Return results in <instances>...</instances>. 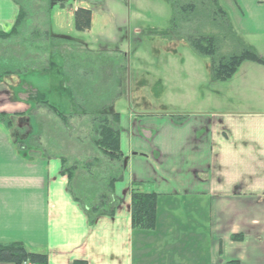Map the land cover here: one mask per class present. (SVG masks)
<instances>
[{"label":"crops","instance_id":"obj_1","mask_svg":"<svg viewBox=\"0 0 264 264\" xmlns=\"http://www.w3.org/2000/svg\"><path fill=\"white\" fill-rule=\"evenodd\" d=\"M218 1L264 60V0ZM18 13L15 1L0 0V33L12 31ZM37 23L28 16L25 27L36 31ZM49 36L65 42L53 48L55 58L62 46H82ZM63 62L53 63L57 71ZM213 83V92L197 98L208 109L196 113L120 114L113 103L124 162L114 189L119 204L113 216L89 224L61 174L64 155L26 141L39 137L31 134L42 111L27 88L37 84L26 75L0 81V114L11 122H0V243H22L47 264H264V107L239 101L246 93L264 98V64L244 62L229 80ZM209 97L218 104H200ZM133 182L157 195L152 231L131 229Z\"/></svg>","mask_w":264,"mask_h":264},{"label":"rangeland","instance_id":"obj_2","mask_svg":"<svg viewBox=\"0 0 264 264\" xmlns=\"http://www.w3.org/2000/svg\"><path fill=\"white\" fill-rule=\"evenodd\" d=\"M11 1H18L29 17H39L43 23L35 25L36 31L24 27L8 40H0V72H10L4 78L26 75L27 80L37 84L27 88L29 97L36 99L35 108L42 111L37 119L33 117L37 127L31 134L39 137L26 141H34L37 149L43 148L55 156L64 155L67 167L92 160L108 162L89 142V137L93 138L88 125L91 118L84 114L94 112L97 105V113L102 108L109 111L111 102L117 101L116 112L120 114H127L131 108L147 114H185L208 109L198 108L197 98L213 92L215 86L209 59L199 57L188 42L174 37L169 0ZM77 8L91 12L87 31L74 27L73 11ZM44 15L50 21V32ZM44 30L83 47L73 43L62 46L60 58H55ZM84 47L89 51H84ZM61 58L67 64L63 62L62 70L57 71L53 63L62 62ZM217 86L222 88L221 83ZM53 89L59 90L58 96ZM256 95L246 93L239 101L261 109L264 98ZM208 99L213 101L200 104H218L215 98ZM58 101H64L63 105ZM53 103L65 115L73 116L66 124L49 112ZM111 166L115 168L114 164ZM92 172V184L97 182L98 174H104L98 165Z\"/></svg>","mask_w":264,"mask_h":264},{"label":"trees","instance_id":"obj_3","mask_svg":"<svg viewBox=\"0 0 264 264\" xmlns=\"http://www.w3.org/2000/svg\"><path fill=\"white\" fill-rule=\"evenodd\" d=\"M15 2L19 7L15 25L10 33H0V40H8L19 29L22 30L25 27L28 13L24 6L20 7V3ZM169 6L172 34L176 39L188 42L199 57L209 59L210 76L213 82L229 80L244 62L254 61L264 64V60L259 59L257 53L241 41L235 33L227 12L218 0H169ZM73 18L77 31L89 30L90 11L79 8L74 12ZM43 35L46 42L50 46L53 45V48L64 42L50 37L46 30L43 31ZM9 73L0 72V81ZM59 103L62 106L64 101ZM112 105L111 102L110 112L102 108L97 113L99 109L97 105L94 112L84 114L87 118H91V124L88 120L91 131L89 134L93 136V138L89 137L90 145L108 162L92 160L82 165L67 167L64 157L61 158L63 160L61 174L68 179V192L85 212L89 224L94 223L99 217L113 216L119 204L114 189L116 183L123 179L124 162L119 147V115L111 112ZM49 109V112L62 123L66 124L67 120L73 117L59 111L54 103L53 106H49ZM9 119V116L0 114V122H8L10 126ZM112 164L115 165L114 169ZM96 165L100 166L104 174L103 176L98 174L97 182H93V185L92 170ZM141 187L140 182H133L130 186L131 229L152 231L156 220L157 195L143 192ZM0 264H47V256L30 252L22 243H0ZM74 264L85 263L75 262Z\"/></svg>","mask_w":264,"mask_h":264}]
</instances>
